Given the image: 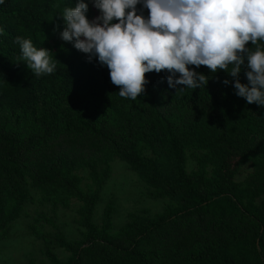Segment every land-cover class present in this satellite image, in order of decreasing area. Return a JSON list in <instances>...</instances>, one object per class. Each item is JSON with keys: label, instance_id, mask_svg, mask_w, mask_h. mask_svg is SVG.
I'll use <instances>...</instances> for the list:
<instances>
[{"label": "trees", "instance_id": "1", "mask_svg": "<svg viewBox=\"0 0 264 264\" xmlns=\"http://www.w3.org/2000/svg\"><path fill=\"white\" fill-rule=\"evenodd\" d=\"M86 2L92 19L98 10ZM75 4H0L1 232L20 217L29 178L54 205L74 198L81 206L82 240L57 235L56 246L68 257L47 251L49 264H264V107L237 97L231 83H222L233 78L206 66L197 69L208 76L205 88H169L166 72H150L136 100L121 97L106 66L60 39L59 14ZM17 37L50 50L54 72L34 75ZM246 47L256 45L249 41ZM245 71L241 83H247ZM87 146L126 163L147 185L146 197L170 204L153 218L129 214L113 232L109 203L95 223L97 196L82 192L72 174L75 149ZM184 147L203 153L192 177ZM242 165L252 172L237 183Z\"/></svg>", "mask_w": 264, "mask_h": 264}, {"label": "clouds", "instance_id": "2", "mask_svg": "<svg viewBox=\"0 0 264 264\" xmlns=\"http://www.w3.org/2000/svg\"><path fill=\"white\" fill-rule=\"evenodd\" d=\"M4 0H0L3 4ZM98 15L88 18L89 2L65 6L60 39L108 69L121 97L145 92L146 73L166 72L169 88H205L209 73L223 70L237 97L264 107V0H90ZM137 5L140 8H137ZM148 10L145 16L143 10ZM255 50L246 47L248 42ZM22 61L34 75L51 74L50 50L16 38ZM247 83H241L239 75ZM230 69V70H229ZM184 88V89H185ZM183 90V89H177Z\"/></svg>", "mask_w": 264, "mask_h": 264}, {"label": "rangeland", "instance_id": "3", "mask_svg": "<svg viewBox=\"0 0 264 264\" xmlns=\"http://www.w3.org/2000/svg\"><path fill=\"white\" fill-rule=\"evenodd\" d=\"M75 150L77 163L72 174L80 179L82 192L97 196L95 223H100L109 203L112 205L113 232H118L126 224L129 214L153 218L170 204L167 199L146 197L147 185L117 157L100 153L90 146L82 152L78 148ZM183 155L185 171L192 177L203 153L193 147H184ZM206 168L209 174L210 167ZM251 172L250 166L242 165L234 176V181L245 182ZM27 183L29 198L20 217L5 231L0 230V264H49L47 251L58 259L65 260L68 255L56 246L55 239L60 234L68 242L82 240L84 229L77 221L80 203L71 198L64 204L54 205L49 197L31 186V179L28 178Z\"/></svg>", "mask_w": 264, "mask_h": 264}]
</instances>
